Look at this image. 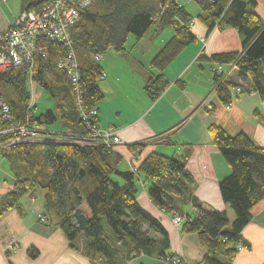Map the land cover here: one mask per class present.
Returning <instances> with one entry per match:
<instances>
[{
    "label": "trees",
    "instance_id": "trees-1",
    "mask_svg": "<svg viewBox=\"0 0 264 264\" xmlns=\"http://www.w3.org/2000/svg\"><path fill=\"white\" fill-rule=\"evenodd\" d=\"M155 1L158 4L148 0H93L89 7L82 9L77 23L71 27V33L81 66L86 110L97 108V104L105 99L99 86L102 67L95 55H106L110 49L124 52L130 35L139 41L151 28L156 34L172 29L174 36L171 41L152 61L163 72L184 48L196 40L191 33L194 17L181 0ZM194 1L204 11L199 19L208 28V33L215 27H230L237 28L243 37V52L215 54L210 58L204 55L200 60H211L214 65L224 66L235 63L242 76H251L255 91L264 100V20L252 10L257 6L256 0ZM47 3L49 0L32 1L24 11H39ZM95 5L96 10H93ZM40 44L48 46L50 58L47 61L38 60L35 81L48 89L53 98L60 99L58 108L63 119L66 116L63 113L68 110L65 114L75 123L78 120L70 132L83 134L85 126L77 108L76 94L64 71L57 67V61L68 53L67 47L48 40ZM214 75L215 91L223 103L230 104L234 97L232 91L238 86L230 76L223 81V75L215 72ZM27 80V76L19 71L0 76V93L3 95L2 89L15 91V98L10 101L3 96L11 104L17 119H22L26 113L23 101L25 103L29 98L25 90ZM146 85V93L153 100L160 98L170 86L163 73L151 78ZM57 114L52 110L41 116L35 113V121L40 126H54L58 122ZM211 135L231 168V173L220 181L219 190L223 201L235 212V219L229 228L231 222L227 212L217 210L211 203L193 199L198 214L187 217L183 232L199 235L202 245L208 250L202 262L197 264H234L240 247H250L244 242L242 232L252 221L251 210L264 201V148L255 145L245 133L230 135L220 126H212ZM143 146L132 149L142 150ZM38 148L23 146L13 149H23V156H20L24 158L23 162L42 176V168L32 162ZM41 149L45 154L44 165L51 169L48 181L42 187L50 190L52 206L61 219L60 227L72 247L81 235L84 236L88 241L83 250L85 255L102 264H128L141 254L164 261L173 256L166 252L170 248V236L165 226L140 205L137 192L138 180L143 177L150 183L148 193L153 203L166 213L175 212L174 196L190 197L189 183L194 182L180 159L154 152L143 160L138 173L120 172L108 162L112 151L102 144L55 143L45 144ZM114 174L123 178L125 184L115 181ZM88 176L94 178L95 188L84 193L82 183ZM29 183L26 179L16 182L14 190L6 196L0 218L32 190L28 188ZM30 253L33 259L39 256L36 249ZM220 258H225V261Z\"/></svg>",
    "mask_w": 264,
    "mask_h": 264
},
{
    "label": "crops",
    "instance_id": "crops-1",
    "mask_svg": "<svg viewBox=\"0 0 264 264\" xmlns=\"http://www.w3.org/2000/svg\"><path fill=\"white\" fill-rule=\"evenodd\" d=\"M32 1L35 0H21V9L14 15L6 12L4 5L10 6L9 1L0 2V31L14 26ZM256 3V8L252 10L264 20V0H256ZM203 13L201 9L193 16L191 33L196 40L184 48L163 72L152 61L171 41L174 36L172 29L156 34L151 28L139 41H129L128 37L124 52L110 49L99 61L105 76L99 81V86L104 91L105 99L97 104V123L101 128L116 130L123 140L110 153V165L120 172H133L134 167H139L145 158L157 152L180 159L193 177L194 182L189 183L190 197L175 195L173 199L177 210L172 213H166L153 203L148 193L150 183L145 178L138 180L140 205L165 226L170 236V248L166 252L181 258V264L202 262L208 253L199 235L183 232L187 217L198 214L193 199L211 203L217 210L228 214L231 209L223 201L219 190L220 181L231 173V168L214 144L211 127L220 126L230 135L243 132L255 145L264 148V100L255 91L251 76H242L238 69L230 75L231 81L242 92L234 94L229 106L221 101L215 91L213 61L200 60L204 55L210 58L215 54L243 52V37L237 28L230 27H215L208 33V28L199 19ZM129 42L132 43L130 47ZM162 73L170 86L160 98L153 100L145 87L151 78ZM51 80L54 81V78ZM56 107L59 113L55 111L58 122L54 127L59 125L60 131H70L78 120L75 123L70 119L65 114L68 110L63 113L66 115L63 119L59 104ZM138 145L144 146L136 153L132 147ZM4 148L0 147V159L17 161L15 153ZM21 166L19 169L12 168L10 178L13 182L0 178V210L18 180H28V188L32 189L15 208L0 218V264H102L85 255L83 250L88 241L84 236L81 235L74 242L75 247H72L61 229V219L52 206L50 190L42 187L49 172L46 171L43 178L26 162ZM113 179L121 185L125 184L124 179L116 174ZM251 211L252 221L242 232L244 242L249 243L250 247L239 250L234 264H264V201ZM178 216L184 221L176 225L174 219ZM41 217H46L48 222H42ZM32 249L39 253L36 259L31 257ZM220 259L225 261V258ZM128 264L167 263L155 256L141 254Z\"/></svg>",
    "mask_w": 264,
    "mask_h": 264
},
{
    "label": "built area",
    "instance_id": "built-area-1",
    "mask_svg": "<svg viewBox=\"0 0 264 264\" xmlns=\"http://www.w3.org/2000/svg\"><path fill=\"white\" fill-rule=\"evenodd\" d=\"M9 0H0L7 2ZM93 0H49L41 10H28L21 13L14 26L7 31H0V76L8 75L10 72L19 71L27 76L32 83L37 75L38 60L47 61L49 48L41 45L40 42L48 40L57 42L67 47L68 53L63 59L57 61V67L68 77V81L76 94V104L79 109L81 120L84 123V133L74 134L70 131L53 132L47 126H40L35 121L34 107L31 104L27 107L24 117L17 119L11 108V104L0 93V147L8 149L18 147L44 146L45 144H62L66 139L76 140L82 144H102L108 151H112L116 146L123 143L118 132L112 128L104 129L99 127V108L86 110L84 107V87L80 73V64L72 44L71 27L80 18L82 9L89 7ZM194 23V21H193ZM206 43H204V47ZM104 55H95L96 61H100ZM238 69L235 63L222 64L215 63L213 71L223 75V81ZM104 74L100 75V80L104 79ZM234 94L241 93V88H234ZM231 106V103L228 104ZM139 153V148L132 149ZM131 150V151H132ZM138 166L133 168V172L138 173ZM42 222L47 223L46 217H41ZM184 219L178 216L174 219L176 225L181 224ZM243 246L240 247L242 249ZM168 264H181V258L169 256L166 260Z\"/></svg>",
    "mask_w": 264,
    "mask_h": 264
},
{
    "label": "rangeland",
    "instance_id": "rangeland-1",
    "mask_svg": "<svg viewBox=\"0 0 264 264\" xmlns=\"http://www.w3.org/2000/svg\"><path fill=\"white\" fill-rule=\"evenodd\" d=\"M147 1V0H146ZM148 1H154V4L156 3L155 0H148ZM10 2V6H8L7 4L4 5L5 8H6V12L7 14H15L17 13V10L20 11L21 9V0H9ZM181 3H183L184 7H186L187 11L192 14L193 16H196L200 11H201V8L200 6L198 5L197 2H195L194 0H181ZM158 4V3H156ZM159 7V6H158ZM93 10H96V5L93 7ZM158 14V11L156 12V15ZM157 17H159L157 15ZM151 34V32L149 33V35ZM147 35V37L149 36ZM134 41L135 40V37L133 35H130L129 36V41ZM132 45V43L129 42V45L128 47H130ZM47 80V79H46ZM49 81V80H47ZM99 81H102V80H99ZM51 85V84H49ZM25 90L27 91V93L29 94V98L28 100L24 103L23 101V105L26 104V108L25 110H27V107L31 104V107L33 106L34 107V111H36V115L37 116H41L45 113H47L48 111L52 110V111H56L57 110V107H56V104H59V101L60 99L59 98H53V96L51 95V92L46 89L44 86H41L39 83H37L36 81L34 83H32L31 80H27L26 83H25ZM3 91V95L5 96V98L7 100H11V99H14L15 98V91L10 89H2ZM57 112L59 113V111L57 110ZM48 130L49 131H53V132H61L63 133L62 131H60V126L59 125H56L55 127L54 126H49L48 127ZM74 143V144H81V145H88V144H82L81 142H77L76 140H68L66 139L64 143ZM92 145V144H91ZM39 148L38 149H35L37 151V156L34 155V158H32V162L34 165H39L41 168H42V172L45 174L46 171L51 172V169L50 167H48L47 165H44V161H45V154L43 153V149H41V146H38ZM5 150L8 149V148H4ZM11 150V149H10ZM12 149L11 152L15 153V155L17 156V161L16 159L10 161L9 159L7 158H2L0 159V178L2 179H5L7 178L8 180H10L11 178V175H13L12 173V168L13 169H19L22 168L21 165H25V161L22 162L21 161V157L20 156H23V153H21V151L23 149H20L19 151L18 150H14ZM25 155V154H24ZM26 156V155H25ZM13 162V163H12ZM16 163V164H15ZM87 166V165H86ZM43 176V175H42ZM44 178V176H43ZM10 181L13 182V180L11 179ZM48 181V179H47ZM46 181V182H47ZM83 187H82V190L83 192H90V190H94V178L92 176H88L87 178H85L83 180V183H82ZM94 185V186H93ZM229 222L230 225H229V228L232 227L233 225V221L235 219V212L234 211H231V209L229 210Z\"/></svg>",
    "mask_w": 264,
    "mask_h": 264
}]
</instances>
